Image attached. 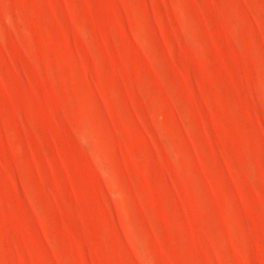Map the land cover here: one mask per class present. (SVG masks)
<instances>
[{
    "label": "rangeland",
    "instance_id": "rangeland-1",
    "mask_svg": "<svg viewBox=\"0 0 264 264\" xmlns=\"http://www.w3.org/2000/svg\"><path fill=\"white\" fill-rule=\"evenodd\" d=\"M0 264H264V0H0Z\"/></svg>",
    "mask_w": 264,
    "mask_h": 264
}]
</instances>
